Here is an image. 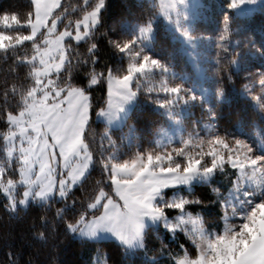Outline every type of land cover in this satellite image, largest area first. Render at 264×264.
Returning <instances> with one entry per match:
<instances>
[{"label":"trees","instance_id":"16d2710c","mask_svg":"<svg viewBox=\"0 0 264 264\" xmlns=\"http://www.w3.org/2000/svg\"><path fill=\"white\" fill-rule=\"evenodd\" d=\"M93 3L94 0H87V6ZM229 3V0H201L193 19L191 32L200 35L204 43V77L200 81L181 51L180 41L173 38L161 19L152 22L153 38L143 47L166 64L169 71L154 70L139 77L135 102L119 128L109 130L104 123L94 120L96 110L105 102L106 85L101 81L106 66L111 65L115 71L127 63L123 54L115 52L108 41L120 35L130 37L134 24L147 23L155 17L156 4L151 0H105L103 19L92 33L79 42L65 41V66L50 76L49 86L77 87L89 94L90 119L83 141L93 154L94 164L77 191H71L67 198L51 197L12 211L6 208L7 201L0 189V264H95L97 253H102L108 264H174V258L185 252L189 257L196 256L190 237L183 233L171 235L161 225L148 226L143 233V247L129 250L113 240L76 238L67 230L66 223L74 222L81 214L89 217L99 213L100 209L88 212L87 205L101 189L112 192L105 165L111 168L114 162L157 149L156 134L168 125L165 110H172L174 116L182 114L186 128L179 142L161 148L176 153L177 149L181 150L170 160L172 165L178 162L183 167L185 153L206 148V144L193 147L194 144L185 143L191 137L187 130L194 132L196 128L201 134L205 131L209 139L216 135L226 138L229 145L234 138L244 139L256 149V155L264 156V110L248 94L251 92L264 100V85L260 84L264 72V4L249 15H238L228 7ZM85 7V0H61L54 10L61 17L59 28L73 25ZM3 11L8 14H2ZM30 11V0H0V31L12 40L18 39L19 34L27 31L22 21ZM33 52L32 44L26 42L0 50V169L5 180L19 177L18 163L9 162L5 156L6 114L17 113L25 107V97L34 82L30 75L32 66L23 58ZM93 75L97 78L96 86L87 88ZM162 78L169 85L182 84L183 96L191 98L172 99L167 108L155 103L157 99L169 100L167 94L156 91ZM243 84L249 85L247 92L241 90ZM149 88L152 90L147 91ZM209 139L205 136L204 140ZM222 153L227 156V152ZM209 162L210 157L205 155L201 167ZM251 169L246 166L245 174L241 175L225 159L213 170L209 180L190 188L163 191V203L184 198L191 202L184 211L201 215L208 227H215L226 212L232 211V206L237 211L236 204L240 202L253 205L264 199V184L257 185L258 179ZM58 209L62 210L59 214ZM177 212L178 209H168L167 216Z\"/></svg>","mask_w":264,"mask_h":264},{"label":"snow or ice","instance_id":"6c2138e0","mask_svg":"<svg viewBox=\"0 0 264 264\" xmlns=\"http://www.w3.org/2000/svg\"><path fill=\"white\" fill-rule=\"evenodd\" d=\"M237 2L238 0H231L228 7H234ZM30 3L31 11L26 19L22 21L27 31L19 34L16 40H12L6 35L3 43L0 44V50L6 49L10 44L21 42L31 43L34 48L31 57L23 58L32 66L30 75L34 82L33 87L25 97V108L19 113L9 112L6 114L9 128L6 139L10 145L8 154L11 157L13 152L17 151L18 136L21 140L26 141L27 143L22 144L18 149L20 153L18 157L20 161L18 168L19 178L25 183H33L30 178L31 173L34 171L33 166L38 165L35 172L36 180H39L40 184L36 195L44 197L47 192L54 190V184H58L60 194L67 198L71 191H77V187L82 184L84 177L91 171V167L94 164L93 154L88 151L87 145H83V159L81 160L78 140H73L71 134L67 133L62 126L64 118L56 117L46 120L32 112L29 101L40 84L42 68H46L49 64L46 58L53 52H62L65 40L72 39L79 42L88 37L103 19L102 10L105 7V0H94L91 6H87V0H85L86 7L80 17L75 21L74 25L65 26L63 31L58 30L60 16L54 11L60 6L61 0H30ZM161 11H164L163 4ZM2 14L7 15L8 13L3 11ZM16 15L19 20V14L16 13ZM45 28L47 29L46 33L44 31ZM116 30L114 29V31ZM152 31V23L149 21L140 24L138 31L130 37L120 35L116 39L109 38L108 42L114 51L118 54H123L127 63L126 67L115 71L111 65L106 66L105 72L102 73L104 79L101 82L105 83L109 89V100L105 106L96 110L97 115L104 116L109 121L113 118L115 115L112 110L111 94L113 91L122 93L123 101L125 102L133 100L138 94L140 76H144L154 70L169 71L166 64L158 58H154L142 46L143 41L150 40ZM227 34V24H225L224 35L227 36ZM41 36H43V39H41ZM232 63H235V61L233 60ZM229 79H233L231 74ZM96 82L97 78L93 75L87 84V88L95 87ZM260 84L264 85V72L261 73ZM240 88L242 91L247 92L249 85L243 84ZM182 89V84L169 85L162 78L160 87L156 91L167 94L169 100L161 101L157 99L155 103L167 108L172 99L179 98L181 101H186L191 98L184 97ZM151 90V88L147 89V91ZM248 94L251 100L257 102L260 109L264 110V100L251 92H248ZM117 107L122 108L123 104L121 103ZM40 122L47 124L48 127L44 131L50 132V136L46 135L44 139L37 141L35 138L36 133L41 131L37 128V124ZM29 127L35 131L29 132ZM49 140L53 141L50 146L51 160L48 158L49 153L45 151ZM185 143L187 144L189 141H185ZM222 148L227 149V156L223 155ZM176 151L179 153L181 150L177 149ZM74 152L76 159L79 161L76 164H74L73 159ZM255 152L256 149L244 139L234 138L233 143L229 145L226 138L216 135L207 141L206 148H202L199 153H185L183 167L169 164L166 168H161L158 165L156 169H152L153 160L158 162L161 157L159 155H148L144 160V166L134 169L130 177L118 180L117 167L128 168L129 166L126 163L118 166L113 165L111 168L105 165V172L108 173L109 182L113 185L112 192L109 194L101 189L87 205L89 211L94 212L100 208L103 211L100 215H92L91 217L81 214L74 222L66 223V228L69 231L79 230L89 236H95L97 231H108L124 244H131L132 238H139L141 246H143L142 240L145 228L143 218L145 216L153 222H164L165 227L169 231H174L180 227V224H173L167 220V210L179 209L183 211L185 206L191 203L184 198L169 200L166 203H157V196L163 199L162 190L166 191L169 185L188 184L193 176L197 174L207 178L225 159L233 167L240 170L241 175L245 174L244 169L246 166H250L253 172L264 170V156L255 155ZM205 155L210 157V162L201 167V160ZM164 159L171 160V157H164ZM135 163L133 161V164ZM56 166L60 168L58 181L53 177ZM14 183L12 179L5 180L4 171L0 169V189L7 190ZM28 195H30V190L25 192V197ZM25 203V200L20 201L22 205ZM72 203L75 204V201H72ZM14 207L15 205H13ZM259 207H264V200H259L253 206L252 212L246 216L245 222L240 225L241 231L234 234L236 238L243 235V229L248 227V222L255 215V209ZM61 211L58 209L57 213L59 214ZM177 220L183 223L184 217H177ZM188 220L193 225V230L202 234L203 229L200 226V218L192 217L189 213ZM231 243V236L217 235L209 244L211 256L201 255L189 260L187 252H185L184 256L174 258V264H249V261L245 258V253H241L239 257L235 255L234 251L231 254L229 253L228 247ZM260 244H264V241ZM97 251H100L99 247ZM104 264H108V261L105 260Z\"/></svg>","mask_w":264,"mask_h":264},{"label":"rangeland","instance_id":"374dc122","mask_svg":"<svg viewBox=\"0 0 264 264\" xmlns=\"http://www.w3.org/2000/svg\"><path fill=\"white\" fill-rule=\"evenodd\" d=\"M151 1L155 3L157 7V12L155 17L150 20L151 23L156 21V19H161L165 27L172 34L173 38L178 39L180 41V49L181 51H183L186 59L191 64L194 70V76L200 81L204 77V64L202 63L204 59L203 56L204 43L200 35L193 34L191 31H192L193 19L196 18V14L199 9L201 0H182V2L181 0H151ZM229 1L231 2V0ZM162 4L164 8L163 12L161 11ZM261 4H264V0H238L235 6L231 7V9L235 14L249 15L254 10H256L257 7ZM165 13H167V15H165ZM60 21H61V17L60 20L58 21V26L60 25ZM2 24L6 25L5 22H3ZM74 24L75 22L73 23V25ZM139 25L140 24H134L131 31L133 33L137 32ZM64 29L65 27H61V28L58 27L59 31H63ZM152 29L153 31L150 33V37H151L150 40L153 38V33H154L153 25H152ZM44 31L46 33L47 29L45 28ZM185 33H187V35H185ZM5 36L6 34L3 31H0V44L3 43ZM41 39H43V36H41ZM150 40L143 41L142 46H146L150 44ZM46 59L49 61V64L46 68H42L40 74L41 75L40 84L37 86L36 92L33 93V96L29 101V104L32 107L33 113L43 117L46 120H51L56 117L64 118L62 120V126L67 133L71 134L73 140H78V147L81 152L80 159L82 160L83 159L82 154L84 151L83 145H85L83 141V132L90 119L89 94L82 88H77V87L60 88L55 86L54 87L49 86L51 80L50 76L53 74H57L65 66L66 63L65 45H63L62 52L60 51L53 52ZM149 74L150 73H147L145 75H149ZM140 77L142 78L144 76H140ZM111 98H112V110L115 112L113 118L109 121L108 119H106V117L97 115V112H95V116H94L95 121H100L104 123L107 129L109 130L114 128H119L125 123L126 118L130 113V110L133 107V104L136 99L135 97L133 100L125 102L123 101V94L116 91L112 92ZM108 100H109V89L106 87V97L103 106L107 104ZM121 103L123 104V107L122 108L117 107V105ZM20 111H18L17 113H19ZM165 115L167 116L168 119V125L160 128L156 134L155 141H156L157 149L151 150L147 153H138L130 159L121 162L112 163L111 167L113 165L118 166L125 163L129 166L128 168L117 167V172L119 173L118 180L130 177L134 169H138L144 166V160L148 155H152V156L159 155L161 157L160 161L158 162L153 160L151 164L152 169H156L158 165L161 168H166L169 164L173 163L170 160L164 159V157L170 156L171 159L173 158L175 159L178 156V153L172 152V150L169 149L163 150L161 148L173 142H179L181 140L183 133H185L186 128H184V124L182 123L183 121L181 118L182 114L178 113L177 116H174L173 111L168 109L165 110ZM6 121H7V117H6ZM47 127H48L47 124L44 122H40L37 124V128L41 130L40 132L36 133L35 138L37 141L44 139L46 135L50 136V132L44 131L47 129ZM8 131L9 128L4 134L5 156L9 162L11 163L17 162L19 168L20 161L18 157L20 153L18 149L22 144H26L27 142L21 140L20 137L18 136L17 140L19 141V143L17 144V151H14L12 156L10 157L8 154V149L10 145L6 139ZM28 131L34 132L35 130L29 127ZM199 132L200 131L197 128L195 129L194 132H190L189 130H187V133H189L191 137L186 138V140L189 141L190 144H194L193 147H196V145H204V144L207 145L208 140H204V139L205 136L206 138L209 139L208 134H206L205 131L204 134H201ZM52 143L53 141L49 140V144L45 147V151L49 153V157H48L49 160L52 159L51 148H50ZM194 150L191 149L189 153L200 152L199 150H195V151ZM226 150L222 148V152H227L228 155V151ZM73 159H74V164L79 163V161L76 159L75 152L73 153ZM133 161H135L136 163L133 164ZM174 165H179V163L176 162L174 163ZM33 168L34 171L31 173V177H30L33 180V183L31 184L25 183V181L21 180L18 177L16 180H13L15 182L13 186L9 187L7 190L2 189L4 198L7 201L6 208L8 210L13 211L17 208H25L31 202H35V203L45 202L51 197H56L58 199L63 197L59 192L58 184H54L53 185L54 190L51 192H47L44 197L37 196L36 193L39 188L40 181L36 180L35 169L38 168V165H34ZM251 171L253 172L252 169ZM254 173H255V179L256 178L258 179L257 185L259 187H262V184H264V178H262L263 170H257ZM212 174L213 172L207 178H204L203 176L197 174L193 176V178L188 184L179 183V184L169 185L167 189L190 188L195 183L209 180ZM59 175H60V168L59 166H56V171L53 173L54 179L58 181ZM162 175H167V174H162ZM28 190H30V195L25 197V192ZM163 191L164 190H162V192ZM257 191L258 190L254 192ZM257 193L259 194V192ZM21 200H25L26 203L24 205L20 204ZM164 200L165 199H161L160 196L156 197L157 203L158 202L163 203ZM257 203L258 201L253 205H247L244 202H240L239 204H236L237 211H234L233 209L235 208L234 206H232L231 207L232 211L226 212L224 216L221 218V221H219L215 227H208L206 223H204V220L201 217V215L199 214L192 215L190 213L192 217L200 218V226L203 229L202 234L196 230H193V225L188 220L189 213L184 210L181 211L179 209L174 216H167V220L170 221L171 223L180 224V227L176 228L174 231H169L165 227L164 222L161 221L153 222L147 216L143 218L145 224L144 231L148 226L161 225L162 227L166 228L171 235H176L177 233H183L187 237H190L191 241L196 247V256L195 257L188 256L189 260L197 258L201 255L211 256L212 253H211V249L209 248V244L210 241L213 240L217 235L231 236L232 243L228 247V251L230 254L234 251L235 255L239 257L241 253H246L251 246L258 245L262 241H264V207H259L255 209V215L252 218V220L248 222V227L243 229V235H241L239 238H236L234 235L236 232L241 231L240 225L245 222L246 216L250 212H252L253 206L256 205ZM13 205H15L14 208ZM87 211L89 212L88 208ZM102 211L103 209L100 208L99 213L97 215H100ZM84 215H86V213ZM180 216L184 217L183 223L177 220V217ZM70 233L76 238H82L88 240H113L115 242L124 245L129 250H135L143 247L141 246V242L139 238H132L131 244H124L123 242L116 239L115 236L108 231H97L95 236L86 235L84 234V232H81L79 230L70 231ZM197 245H199V247H197ZM104 261L105 258L103 254L97 253L94 259L95 264H104Z\"/></svg>","mask_w":264,"mask_h":264},{"label":"clouds","instance_id":"9594fccd","mask_svg":"<svg viewBox=\"0 0 264 264\" xmlns=\"http://www.w3.org/2000/svg\"><path fill=\"white\" fill-rule=\"evenodd\" d=\"M249 264H264V244L253 245L245 253Z\"/></svg>","mask_w":264,"mask_h":264}]
</instances>
